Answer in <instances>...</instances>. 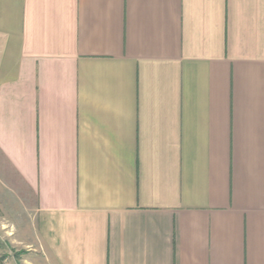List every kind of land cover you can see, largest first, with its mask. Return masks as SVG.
Returning <instances> with one entry per match:
<instances>
[{
    "label": "crops",
    "instance_id": "crops-1",
    "mask_svg": "<svg viewBox=\"0 0 264 264\" xmlns=\"http://www.w3.org/2000/svg\"><path fill=\"white\" fill-rule=\"evenodd\" d=\"M0 205V264H264V0H0Z\"/></svg>",
    "mask_w": 264,
    "mask_h": 264
},
{
    "label": "rangeland",
    "instance_id": "rangeland-1",
    "mask_svg": "<svg viewBox=\"0 0 264 264\" xmlns=\"http://www.w3.org/2000/svg\"><path fill=\"white\" fill-rule=\"evenodd\" d=\"M5 205H0V239L2 237H7L6 231H11L13 236L4 242H0V245L5 243H10L9 246H13L14 248L24 247L25 244L35 243V231L33 224V217L28 209L25 208V214L22 219H7L8 213L5 210ZM13 220V221H12ZM11 222H14L13 225ZM7 239V238H6Z\"/></svg>",
    "mask_w": 264,
    "mask_h": 264
}]
</instances>
